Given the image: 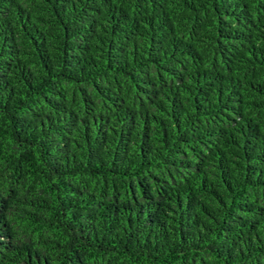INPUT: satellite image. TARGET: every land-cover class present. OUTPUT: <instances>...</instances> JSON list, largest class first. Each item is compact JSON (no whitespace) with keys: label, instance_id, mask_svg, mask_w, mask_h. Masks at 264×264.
<instances>
[{"label":"trees","instance_id":"1","mask_svg":"<svg viewBox=\"0 0 264 264\" xmlns=\"http://www.w3.org/2000/svg\"><path fill=\"white\" fill-rule=\"evenodd\" d=\"M0 264H264V0H0Z\"/></svg>","mask_w":264,"mask_h":264}]
</instances>
